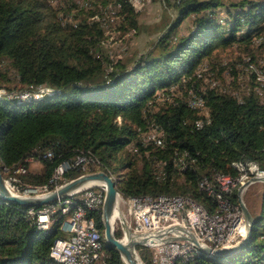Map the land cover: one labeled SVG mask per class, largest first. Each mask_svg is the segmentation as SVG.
Listing matches in <instances>:
<instances>
[{"label": "trees", "instance_id": "obj_1", "mask_svg": "<svg viewBox=\"0 0 264 264\" xmlns=\"http://www.w3.org/2000/svg\"><path fill=\"white\" fill-rule=\"evenodd\" d=\"M94 1L71 15L50 0H0V66L8 63L16 89L0 96V167L24 168L15 175L20 183L53 190L58 166L83 156L93 160L89 172L127 170L116 185L123 198L178 196L213 214L217 200L200 182L208 179L221 193L214 176L237 180L248 164L264 170V100L253 91L238 98L196 71L234 45L247 53L253 45L264 48V0H161L173 19L147 52L123 62L102 55L104 31L96 13L111 0ZM113 3L131 13L122 28L135 30L131 1ZM190 15V25L178 34ZM192 96L204 101L206 118L189 106ZM152 127L163 133L161 145L140 138ZM183 155L180 170L176 162ZM31 160L43 166L41 173L27 172ZM84 173L71 168L58 185ZM238 188L223 194L240 208ZM26 210L0 198V264H55L50 251L63 236L60 212L42 232ZM250 213V238L237 251L209 258L201 250L185 264H264V186L259 212ZM87 217L102 233L101 210ZM114 235L119 239L122 231ZM103 242L97 264H123ZM137 251L143 264H153L149 248Z\"/></svg>", "mask_w": 264, "mask_h": 264}, {"label": "rangeland", "instance_id": "obj_2", "mask_svg": "<svg viewBox=\"0 0 264 264\" xmlns=\"http://www.w3.org/2000/svg\"><path fill=\"white\" fill-rule=\"evenodd\" d=\"M91 1L93 7V5L96 3L94 0ZM91 1L50 0L52 6H54L57 10L67 8L68 10H70L71 15L79 12L83 8L89 9L88 7H90ZM128 1H131L132 6L134 7V12L137 13V28L135 30H124L122 28V24L127 23V20L128 18H130L131 13L129 12L128 14V12H122L123 9H119L117 7V4L113 3L114 0H111L107 5L99 4V12L96 13L99 15L98 22L101 24V27L104 31V38L101 43L102 55L104 57H108V59L112 60L113 62H116L118 60L122 62L127 61L147 52L156 38L164 32L165 24L173 19L172 10L166 7L161 0ZM61 15L62 12L60 11V16ZM192 17L193 16L190 15L186 19V21H184L182 25L177 29L178 34L184 33L185 27L187 25H190ZM250 49V53H247V51L244 50L242 46L234 45L228 50L218 51L216 55L213 56V59H211L210 62H205L203 64L205 68H201L200 70L196 71L198 73V77H201V75L203 76L205 74V83L212 82V86L216 85L222 90H230L232 91L233 95L238 98H240L242 94H248L249 92L253 91L262 100H264V48L261 49L260 46L253 45ZM0 68L2 75H4L5 79L8 80L7 81L4 78H0V96L7 95L9 92L15 93V84L13 85V83L11 82V79H14L13 71L9 69V65L6 61L2 62ZM25 97L26 96H24V98ZM192 100H194L193 97L189 98L188 103ZM162 101L163 99H160L158 102L161 103ZM198 108L199 109L196 110H199L200 113L203 112L206 118L207 115L205 108ZM146 135H155L158 137L159 132L155 127H152L149 132L141 134L140 138L143 139L144 137H146ZM28 169L31 173L39 174L43 171V166L39 162L32 160L29 163ZM126 171L125 169L119 171L118 174L115 175L117 177V180H122L124 175L126 174ZM247 173L249 174L245 175L243 172H241V175L243 176H241L242 178L238 181L239 183L236 188L249 182V184L242 190L240 196L249 212L251 211L256 213L259 212L261 207V195L264 182H251L252 178L258 176L255 172L252 171L247 170ZM4 176L7 179V175L4 174ZM97 186L101 185H89L85 188ZM119 195L117 197L118 199H120ZM117 206L118 213L115 216L116 218L113 222L114 232L117 230H121V218L126 222L129 229L131 230L133 225L131 216L128 213L127 206H124L121 201L118 202ZM242 226L245 227L244 230H246L247 232L246 220L241 224V227ZM240 232H243V229ZM101 234L104 236L103 232ZM227 235L230 240L223 243L225 246L215 249L233 248L237 244H239L246 236V234L243 237H240L241 235L238 236L239 234L237 233V231L228 232Z\"/></svg>", "mask_w": 264, "mask_h": 264}, {"label": "built area", "instance_id": "obj_3", "mask_svg": "<svg viewBox=\"0 0 264 264\" xmlns=\"http://www.w3.org/2000/svg\"><path fill=\"white\" fill-rule=\"evenodd\" d=\"M192 97L197 98L196 96ZM160 137L163 136L158 138ZM149 140H145V143H148ZM46 155L50 156L51 154L48 152ZM89 166L86 160L76 159L73 164L67 163L63 172L55 174V179H51L50 183L56 185V188L59 186L58 182L68 170L79 167L86 173L89 172ZM21 170H23V173L26 171L24 168ZM27 172H29V169ZM255 173L258 177H264V170H260L257 165ZM214 178L221 193L214 189L213 184L208 179L205 191L210 194L211 198H215L219 204L227 205L228 222H206L204 214L199 213L193 205L182 199H154L148 202H131L130 200L118 199V202L121 201L124 206H127L128 213L132 219L133 227L131 232L133 235L151 237L164 234L171 227L179 226L190 231L200 244H205L213 249L225 246L223 243L230 240L227 235L228 232L237 231L238 236L241 235L240 237H243L246 234L245 227H241V224L245 221L243 213L238 211V219L229 221V211L232 205L224 197V194L229 193L231 183L222 181L216 176ZM6 186L11 192L21 193L22 196H36L50 191L46 185L33 187L29 184H22V187H13L6 184ZM74 194L78 195V197H91V199L96 200L100 204L102 209L105 187L103 185L88 187ZM62 205L57 203V205H46L45 209L32 210V214L35 215L34 223H36V226L50 227L51 217L57 212L62 213ZM242 229L243 232H240ZM63 231L64 240L60 249L56 250L57 256L67 258L70 264H97L102 258V251H98L95 245L96 230L90 227L87 213L80 211L69 215V220L65 223ZM171 242H180V249H171ZM146 247L152 250L153 264H173V256L176 253L184 250H192L193 252V248H198L187 240H172L156 244L148 243Z\"/></svg>", "mask_w": 264, "mask_h": 264}, {"label": "water", "instance_id": "obj_4", "mask_svg": "<svg viewBox=\"0 0 264 264\" xmlns=\"http://www.w3.org/2000/svg\"><path fill=\"white\" fill-rule=\"evenodd\" d=\"M259 181L264 182V177H254L251 179V182ZM97 183L105 187L104 202L101 209L105 243L115 248V250L121 257L123 264H143L137 254V247L146 246L148 245V243L156 244L159 242H167L172 240L190 241L203 252L212 254L213 256L227 255L237 251L249 240L252 228L254 226L253 217L249 210L246 208L240 196L242 190L249 184V182L239 186L238 188L239 206L247 224L246 236L239 244L230 249H213L205 244H200L190 231L179 226L171 227L161 235H155L151 237H137L133 235L128 225L122 218L120 219L122 237L119 239L116 238L113 230L114 220H112L118 213L116 182L109 174L104 171L84 173L72 180L62 183L56 189L40 195L19 196L12 193L7 188L0 169V198L5 202L20 205L25 209L31 207L40 208L44 205L53 204L55 202L68 198L69 196L80 191L86 186L96 185Z\"/></svg>", "mask_w": 264, "mask_h": 264}, {"label": "bare ground", "instance_id": "obj_5", "mask_svg": "<svg viewBox=\"0 0 264 264\" xmlns=\"http://www.w3.org/2000/svg\"><path fill=\"white\" fill-rule=\"evenodd\" d=\"M189 106H191L194 109H199L198 107H200V109L205 108L204 107V101L202 100L201 97L194 98V100L189 102ZM196 125L198 127H201L202 121H198L196 123ZM155 128L158 130L159 136H163V133L158 129V127H155ZM158 137L155 135H152V136L146 135V137H144L142 140L145 143V140L151 139L146 144L161 145L163 143L162 142L163 137H160V138H158ZM183 157H184V155L181 156L178 159V161L176 162V167L180 170L185 167V161L183 160ZM76 159L86 160V162H88V164L91 161H93L92 158H87V157H83V156L77 157ZM66 165H67V163L60 164L58 166V168L55 170V173H54L52 179H55V174H60L61 172H63V170L66 168ZM0 169H1V173L3 175V179H4L5 184H9L10 186H13V187H22V183H20L21 180L19 181L18 177L15 176V175H18L21 173L23 174V170H21L22 168L19 167V168L15 169L14 171H11L2 165V167H0ZM242 169L244 170V174L247 175V174H249V173H247V170L255 172L256 165L255 164H248V165H246V167L242 166ZM11 172L14 175H12ZM4 174L7 175V179L5 178ZM110 176L114 179V181L116 182V185H117V183H118L117 177L113 174H110ZM217 177H219L222 181H227L228 183H231L230 188H229V193H231L233 189H236V186L239 183L238 181L242 178V177H240L239 179L234 180L229 176H225L224 174L223 175H217ZM205 180H206V178H205ZM97 184H99V183H97ZM33 187H41V186H33ZM200 188L203 190H206L207 189V181L200 182ZM12 193L19 195V196H22L21 193H17V192H12ZM118 195H119V193L117 191V197H118ZM208 196H210V194H208ZM119 197H120V199H123V200H125V199L130 200L131 202H148L149 200H154V199L155 200H162V199H168V198H170V199H182V200H185L186 202H188L189 204L193 205L195 207V209H197L199 211V213L204 214V219L206 220V222H209V223L228 222L227 205L219 204L218 202H217L218 203L217 210L213 214H208L203 207L196 204L191 199L182 198V197H178V196H159L157 198H151V197L130 198L129 197V198H125V199L123 197H121L120 195H119ZM57 203L63 204L62 205V213L60 214L61 221L59 224V230H60L61 234H63V236H64L63 227H64L65 223H67V221L69 220V215L74 214L75 212H80V211L82 213H88L89 211L95 212V211L101 210L100 204L96 200H93V199H91V197H88V196L78 197V195L72 194L68 198H65L61 201H58ZM230 205H232L231 202H230ZM45 207H46V205H44L40 208H35V207L27 208V210L25 212V216H26L27 220H30L32 223L35 222V215L32 214V210H34V209H45ZM238 211H240L238 206L232 205L230 207L229 221H236L238 219ZM115 218L116 217H114L112 220H114ZM89 221H90V227L96 230V237H95L96 249L98 251H102V253H103V246H104L103 240L105 241L104 236L102 237V234L96 228V225H95L93 218L89 217ZM37 228L39 231L48 232L50 227L38 226ZM63 236L61 238L56 239L54 241L52 247H51L50 256L53 259V261L55 262V264H70V262L67 258L56 255V250L60 249L62 241L64 240ZM171 249H180V242H171ZM199 251H201V249H199V248H193V252H192V250L180 251L179 253H176L173 256V264L187 263L191 258H193L194 254L196 252H199ZM207 256L209 258L213 257L212 254H207Z\"/></svg>", "mask_w": 264, "mask_h": 264}]
</instances>
